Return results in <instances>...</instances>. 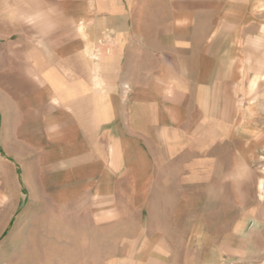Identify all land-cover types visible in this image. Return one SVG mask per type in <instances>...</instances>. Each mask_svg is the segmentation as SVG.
<instances>
[{
    "label": "rangeland",
    "instance_id": "374dc122",
    "mask_svg": "<svg viewBox=\"0 0 264 264\" xmlns=\"http://www.w3.org/2000/svg\"><path fill=\"white\" fill-rule=\"evenodd\" d=\"M104 3L60 0L62 22H69L73 37L76 29L81 32L62 50L84 48L91 36L94 86L101 77V50L106 45L115 50L116 34L124 28L127 52L133 16H154L156 11L149 9L150 0H109L107 8ZM79 18L93 24L76 25ZM1 33L0 264H154L150 249L164 247L173 250L168 264H264V200L259 196L264 192V151L259 137L237 138L238 149L248 139L254 142L244 148V157L252 150L256 154L246 163L247 183L235 188L236 201L118 200L112 190L116 185L109 184L112 178H124V192L131 196L127 179L160 170L134 167L139 161L131 142L117 154L111 137L109 142L102 137L99 104L62 105L58 89H44V78L28 66L17 35ZM73 54L70 60H81L79 51ZM124 65L117 81L109 74L110 87L118 86L110 88L109 117L123 113L131 123L132 58L125 57ZM261 66L249 80L246 101L253 102V126L264 130V57ZM75 71L73 64L67 73L72 85ZM99 91L93 90L94 100ZM90 112L93 120L85 119ZM115 124L110 122V133ZM177 181L172 178L167 185L173 197Z\"/></svg>",
    "mask_w": 264,
    "mask_h": 264
},
{
    "label": "crops",
    "instance_id": "0c3cea01",
    "mask_svg": "<svg viewBox=\"0 0 264 264\" xmlns=\"http://www.w3.org/2000/svg\"><path fill=\"white\" fill-rule=\"evenodd\" d=\"M102 1L107 8L109 0ZM7 2L0 0V24L5 26L0 28V38L1 32L17 35L15 40L21 42L28 66L44 78L43 88L49 92L58 89L55 94L63 99L62 105L99 104L102 137L106 135L108 142L111 137L117 154L126 142H131L139 161L134 167L160 170L149 177L127 179L133 189L131 196L124 192V178H112L109 184L116 185L112 189L116 199L238 200L234 186L231 182L221 183V177L234 162L248 163V158L256 154L252 150L244 157L242 151L254 142L248 139L238 149V137H259L264 151V130L253 126V102L246 101L252 74L262 71L264 0H150L149 9H156L155 15L150 12L149 16H133L131 48L126 52L123 28L114 40L117 48L110 50L106 45L101 50V77L95 86L91 36L85 38L84 48L62 50L73 35L69 22L60 18V0H52L56 5V29L42 43H36L29 30L10 21L4 12ZM79 19L76 25L93 24L89 18ZM75 31L71 39L74 42L81 33ZM78 51L81 60H70V52L76 55ZM125 57L132 58L131 123L123 113L109 117L110 88L118 90L116 85L110 87L109 74L112 72V79L118 80V74L125 70ZM73 64L75 85L67 77ZM57 79L58 85H54ZM94 89H100L96 100ZM84 118L93 120L91 112ZM111 121L116 126L110 133ZM121 159L119 155L118 167ZM170 169L176 172L166 171ZM172 178L178 180L172 192L175 197L167 188ZM252 184L257 187L258 182L253 179ZM259 196L264 200V192ZM217 246L219 252L221 244ZM149 252L154 264L157 260L168 264L173 250L151 248Z\"/></svg>",
    "mask_w": 264,
    "mask_h": 264
},
{
    "label": "clouds",
    "instance_id": "9594fccd",
    "mask_svg": "<svg viewBox=\"0 0 264 264\" xmlns=\"http://www.w3.org/2000/svg\"><path fill=\"white\" fill-rule=\"evenodd\" d=\"M4 12L13 24L29 30L36 43H42L47 34L56 29V5L52 0H8L4 5ZM246 175L247 164L236 161L227 173L222 175L221 183L231 182L234 188L238 189Z\"/></svg>",
    "mask_w": 264,
    "mask_h": 264
}]
</instances>
